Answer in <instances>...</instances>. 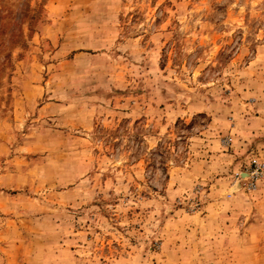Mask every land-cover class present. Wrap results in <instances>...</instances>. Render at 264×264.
Here are the masks:
<instances>
[{
    "label": "rangeland",
    "instance_id": "374dc122",
    "mask_svg": "<svg viewBox=\"0 0 264 264\" xmlns=\"http://www.w3.org/2000/svg\"><path fill=\"white\" fill-rule=\"evenodd\" d=\"M0 264H264V0H0Z\"/></svg>",
    "mask_w": 264,
    "mask_h": 264
}]
</instances>
